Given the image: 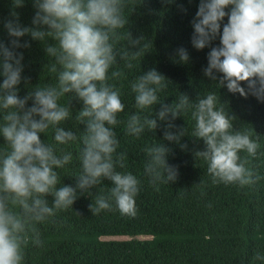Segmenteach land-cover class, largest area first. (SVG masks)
<instances>
[{
    "label": "clouds",
    "instance_id": "clouds-1",
    "mask_svg": "<svg viewBox=\"0 0 264 264\" xmlns=\"http://www.w3.org/2000/svg\"><path fill=\"white\" fill-rule=\"evenodd\" d=\"M24 3L25 0H13V7H22ZM134 4L135 0H33V27L22 26L15 12L10 14L13 19L4 21L11 39L10 46L0 42V112L4 113L0 135L10 150L0 151V264H22L23 246L28 243L29 234L35 246L41 244L37 224L53 217L57 210L72 207L77 190L92 189L104 179L113 186L106 195L96 197V206L90 205V211H111L114 202L122 215L136 217L135 197L141 182L131 173L116 170L117 165L125 167V154L117 152L120 142L113 128L120 122L118 115L125 105L120 90L109 83L110 79L124 75L119 69L109 75L116 64L117 42L124 39L135 47L145 39H133L130 32L119 31L128 23L124 8ZM225 17L227 23H223ZM191 23L193 47L211 49L204 75L215 79L214 73H221V83L227 90L241 96L248 94L241 86L246 82L258 100L264 99V0H200ZM26 35L41 41L50 37L56 42L45 51L55 61L49 71L56 74L57 84L37 87L20 98L17 86L22 80L23 53L16 49L30 47L27 41L20 42ZM217 38L219 45L212 46ZM150 47L148 41L136 51H122L124 66L133 68V62ZM177 56L183 63L190 59L183 47L177 49ZM168 83L153 68L131 84L138 109H152L158 102L160 109L155 118L131 115L126 121L127 134L139 137L145 130L155 132L160 127L159 120L166 122L163 139L184 150L187 145L180 141L187 130L172 131L176 128L172 121L191 110L195 121L191 136L203 139L205 145L195 155L207 163L212 183L241 188L253 185L259 177H254L249 169L247 157H255L260 144L252 138V132L233 131L235 117L218 106L214 93L195 104L190 103L187 95H180L175 104H164L158 94ZM72 92L84 105L77 117L86 125L79 138L82 171L75 186L58 187L60 176L56 169L70 163L72 153L61 149L63 154L57 155L54 146L43 142L40 134L54 129V139L61 145L78 139L72 131L58 126L70 116L69 106L60 101ZM29 100L32 105L26 107ZM145 151V172L153 185L177 180V167L167 163L170 148L157 143ZM241 152L247 155L242 158ZM48 195L54 197L51 206L45 198ZM255 259L264 261V255L257 253Z\"/></svg>",
    "mask_w": 264,
    "mask_h": 264
},
{
    "label": "trees",
    "instance_id": "trees-1",
    "mask_svg": "<svg viewBox=\"0 0 264 264\" xmlns=\"http://www.w3.org/2000/svg\"><path fill=\"white\" fill-rule=\"evenodd\" d=\"M199 2L135 0L134 5L124 8L128 23L119 31L122 34L130 32L133 39L140 36L145 39L135 47L124 39L117 42L116 64L109 75L117 69L124 75L110 79L109 83L120 90L125 105L124 111L118 115L120 122L113 128L120 142L117 152L125 154V167L117 165L116 170L131 173L141 182L135 197L136 217L122 215L114 202L111 211H90V205L96 206V197L106 195L113 186L107 179L92 189L77 190L72 207L57 210L53 217L37 224L39 246L32 243L29 234L28 243L23 246L22 264H264V261L255 259L257 253L264 255V99L258 100L248 90L246 82L241 86L248 94L241 96L227 90L221 83V73H214L215 79L204 75L211 49L197 50L191 43V22ZM35 11L33 0H25L18 8L13 7V0H0V42L10 46L11 38L4 28V21L13 19L12 12L18 14L22 26L33 27ZM223 23H227V17ZM25 41L30 47L16 49L23 53L22 80L17 86L20 98L37 87L57 84L56 74L49 71L55 61L45 51L48 45L56 42L50 37L43 41L33 40L29 35L20 38L21 43ZM148 41H151L149 50L133 62V68H126L121 52L136 51ZM218 45L219 38L212 46ZM180 47L189 54L187 63L178 59L177 49ZM153 68L169 81L167 88L158 94L164 104H175L180 95H187L190 103L195 104L207 94L214 93L218 106L222 105L227 115L235 117L233 131L252 132V138L260 144L256 156L247 157L249 169L254 177H259L253 185L241 188L235 184L212 183L207 163L195 155L204 150L205 145L203 139L191 136L195 129L191 110L172 121L176 126L172 131L178 128L187 130L180 141L187 145L184 150L163 139L166 122L159 120L160 127L155 132L145 130L139 137L127 134L126 121L131 115L155 118L160 109L159 102L152 109H138L131 90V84ZM2 81L0 76V83ZM60 103L69 106L70 116L58 126L72 131L78 139L61 145L55 141L52 128L41 133L40 138L53 145L57 155L63 154L61 149L72 153L71 162L56 171L60 176L58 187L75 186L82 171V142L79 138L86 129L77 117L84 105L74 92L67 93ZM31 105L29 100L26 107ZM3 114L0 112V123ZM157 143L171 149L167 163L178 169L175 182L153 185L145 172L148 160L145 149ZM6 150L10 149L0 135V151ZM240 155L243 158L247 154L241 152ZM45 198L51 206L54 197L48 195Z\"/></svg>",
    "mask_w": 264,
    "mask_h": 264
}]
</instances>
